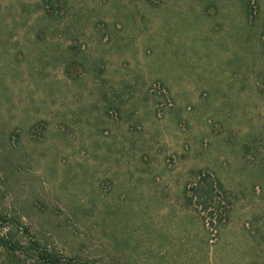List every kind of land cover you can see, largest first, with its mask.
<instances>
[{
    "label": "rangeland",
    "instance_id": "1",
    "mask_svg": "<svg viewBox=\"0 0 264 264\" xmlns=\"http://www.w3.org/2000/svg\"><path fill=\"white\" fill-rule=\"evenodd\" d=\"M0 264H264V0H0Z\"/></svg>",
    "mask_w": 264,
    "mask_h": 264
},
{
    "label": "built area",
    "instance_id": "2",
    "mask_svg": "<svg viewBox=\"0 0 264 264\" xmlns=\"http://www.w3.org/2000/svg\"><path fill=\"white\" fill-rule=\"evenodd\" d=\"M151 91L157 92L159 94H163L165 96V99L162 102H160L157 107L158 109L157 114L160 116L162 114V109H164L163 107H167L169 105V99L166 97V92L163 91L161 86L156 85L155 83L152 84Z\"/></svg>",
    "mask_w": 264,
    "mask_h": 264
},
{
    "label": "trees",
    "instance_id": "3",
    "mask_svg": "<svg viewBox=\"0 0 264 264\" xmlns=\"http://www.w3.org/2000/svg\"><path fill=\"white\" fill-rule=\"evenodd\" d=\"M205 180L206 184L209 185L210 188H212L213 186V181L210 180V178L208 177V175L205 177H202L200 182H203Z\"/></svg>",
    "mask_w": 264,
    "mask_h": 264
}]
</instances>
